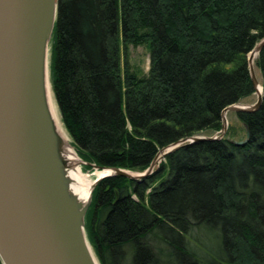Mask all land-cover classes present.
Listing matches in <instances>:
<instances>
[{
	"label": "trees",
	"instance_id": "trees-1",
	"mask_svg": "<svg viewBox=\"0 0 264 264\" xmlns=\"http://www.w3.org/2000/svg\"><path fill=\"white\" fill-rule=\"evenodd\" d=\"M263 39L264 0H59L51 82L79 156L144 173L173 143L220 132L224 109L255 93L248 55ZM143 45L139 76L127 51ZM255 67L264 92V48ZM237 116L241 145L186 144L144 178L96 186L87 225L100 264H264V97Z\"/></svg>",
	"mask_w": 264,
	"mask_h": 264
},
{
	"label": "water",
	"instance_id": "water-1",
	"mask_svg": "<svg viewBox=\"0 0 264 264\" xmlns=\"http://www.w3.org/2000/svg\"><path fill=\"white\" fill-rule=\"evenodd\" d=\"M59 0H0V259L2 264H97L88 238L87 217L96 186L107 177L141 179L154 172L167 155L186 144L221 140L228 132L229 112H255L264 92L255 59L264 39L248 55L251 79L258 97L254 105H231L222 113L216 136L184 138L156 156L144 173L102 168L85 162L73 142L79 167L97 172L88 206L75 214L66 202V168L52 151V121L48 117L45 84L47 61L51 78L52 41ZM262 87V86H261ZM247 139L234 142L237 145ZM61 165L60 175L54 165ZM69 168V167H68ZM63 169V171H62ZM82 169V168H81ZM83 171V170H82ZM84 173V172H83ZM98 260V261H97ZM100 264V263H99Z\"/></svg>",
	"mask_w": 264,
	"mask_h": 264
},
{
	"label": "bare ground",
	"instance_id": "bare-ground-1",
	"mask_svg": "<svg viewBox=\"0 0 264 264\" xmlns=\"http://www.w3.org/2000/svg\"><path fill=\"white\" fill-rule=\"evenodd\" d=\"M258 91H262L261 86L258 88ZM45 98L48 117L52 121V151L56 158L60 162L64 163L63 166L66 168V170H64V175L68 178L69 185L65 188L63 187L62 192L66 202L71 207L73 212L75 214H80L90 202L94 180L85 175L79 167L78 155L71 147L70 139L58 114L52 90L49 61H47ZM54 167L55 174L60 175L61 165L56 164ZM102 174V172L96 173L97 176H102ZM91 249L94 255L93 247ZM97 264H99V262H97Z\"/></svg>",
	"mask_w": 264,
	"mask_h": 264
},
{
	"label": "rangeland",
	"instance_id": "rangeland-1",
	"mask_svg": "<svg viewBox=\"0 0 264 264\" xmlns=\"http://www.w3.org/2000/svg\"><path fill=\"white\" fill-rule=\"evenodd\" d=\"M256 59H257V57H256ZM127 60H128L130 69L133 72H135L136 74H138L139 76H145L149 73V70H150V51H149V48L147 45L138 46V47L129 46L128 51H127ZM254 65H255V62H254ZM255 71H256L257 78H258L259 82L261 83L262 82V74H261L260 70L257 67H255ZM51 84H52V82H51ZM52 90H53V88H52ZM53 94H54V92H53ZM54 100H55V103L57 106L58 114H59L61 121H62V117H61L55 96H54ZM257 100H258V97L254 93L253 95L242 100L240 102V104L250 106V105L256 104ZM227 120H228V132H227V134H229V137L234 139V140H237V141H239L240 139H242L244 141L246 139L247 133L245 131V127H244L243 123L239 120L237 113L229 112L227 115ZM62 124L64 126L63 122H62ZM64 128H65V126H64ZM65 130H66V128H65ZM66 133H67L70 141L72 142V139H71L67 130H66ZM218 134H219V132L215 133V132L208 131V132H203V133L199 134L198 136L211 137V136H216ZM163 161H165V160H163ZM81 168H82L85 175H87L92 180H96V178H97V175H96L97 171L96 170L86 168L84 165H82ZM88 220H89V218H88ZM87 228H88V225H87ZM198 237L201 240H203L204 242H206L208 245H210L212 248H216L215 239L210 234L208 235L205 232H200ZM99 263H100V261H99Z\"/></svg>",
	"mask_w": 264,
	"mask_h": 264
}]
</instances>
